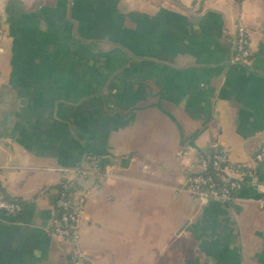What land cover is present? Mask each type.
I'll return each instance as SVG.
<instances>
[{"label":"crops","instance_id":"obj_1","mask_svg":"<svg viewBox=\"0 0 264 264\" xmlns=\"http://www.w3.org/2000/svg\"><path fill=\"white\" fill-rule=\"evenodd\" d=\"M263 141L264 0H0V200L21 206L0 264H264ZM215 144L253 177L196 203ZM79 169L73 245L56 200Z\"/></svg>","mask_w":264,"mask_h":264},{"label":"built area","instance_id":"obj_2","mask_svg":"<svg viewBox=\"0 0 264 264\" xmlns=\"http://www.w3.org/2000/svg\"><path fill=\"white\" fill-rule=\"evenodd\" d=\"M251 56L250 36L244 27L239 26L235 41L234 61L246 62ZM255 161L264 164V141L255 155ZM197 165L200 172L189 178L188 188L196 203H206L211 200L232 202L236 198V193L245 185V180L253 177L252 169L231 164L227 152L218 144H215L211 151L200 153ZM87 176L88 171L77 170L72 179H67L62 183L56 200L59 219L54 233L73 245H77L80 240V226L86 207V196L77 195V185ZM0 210L14 214L21 210V206L0 200ZM85 260V253L75 249L71 264H85Z\"/></svg>","mask_w":264,"mask_h":264},{"label":"rangeland","instance_id":"obj_3","mask_svg":"<svg viewBox=\"0 0 264 264\" xmlns=\"http://www.w3.org/2000/svg\"><path fill=\"white\" fill-rule=\"evenodd\" d=\"M85 212V211H84Z\"/></svg>","mask_w":264,"mask_h":264}]
</instances>
